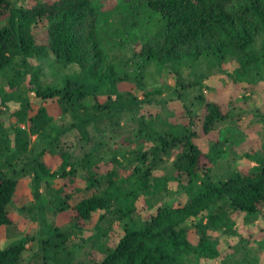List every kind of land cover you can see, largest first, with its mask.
<instances>
[{
	"label": "trees",
	"instance_id": "obj_1",
	"mask_svg": "<svg viewBox=\"0 0 264 264\" xmlns=\"http://www.w3.org/2000/svg\"><path fill=\"white\" fill-rule=\"evenodd\" d=\"M19 2L0 0V230L14 227L8 207L16 200L18 179L30 173L35 201L28 212L41 223L35 240L46 260L72 264L76 241L67 235L73 229L82 233L89 229V244L104 254L98 264L216 261L220 252L212 230L224 228L234 234L228 212L211 214L216 206L226 203L248 217L264 214V160L231 172L226 179L212 175L223 146L217 139L218 124L230 117L221 103L207 101L203 114L180 118L168 132L139 129L135 137L139 144L129 162L135 165L125 177L117 172L123 166L118 151L108 162L90 153L74 163L64 154L56 172L40 158L73 130L90 142V127L117 120L124 113H139L168 89H173L170 101H185L189 89L204 86L205 73H197L196 68H204L206 62L221 66L236 57L237 78L258 77L264 56L250 50L264 35V0H44L43 6L33 10ZM107 36L116 46H140L133 50L132 68L119 69L110 59ZM44 63L71 66L75 71L52 82ZM151 65L158 75L167 71L174 85L162 79V86L149 85L155 75ZM187 71L194 81L189 84ZM10 103L18 108L10 114L7 128L1 119L9 113ZM166 103L163 98L160 104ZM51 106L66 121L57 123ZM193 128L217 139L210 151L194 143ZM33 136L44 146L28 155ZM179 139L184 149L176 155L171 174L151 177L149 166H155L160 154H169ZM127 153L122 155L127 158ZM12 161L20 166L13 168ZM79 175L88 188H95L104 177L107 185L71 207L70 201L82 192ZM50 178L59 179L61 185L53 187ZM169 184L176 186V193L186 195L187 204L162 206L147 220H135L139 202L168 191ZM61 214L68 215L71 229L59 228L49 218ZM105 219L111 221L110 227L100 225ZM114 224H119L117 233L112 230ZM191 228L199 236L197 244L191 241ZM107 237L114 240L112 246L103 243ZM31 241L20 237L7 247L0 244V264H20ZM245 261L242 264H252Z\"/></svg>",
	"mask_w": 264,
	"mask_h": 264
},
{
	"label": "rangeland",
	"instance_id": "obj_2",
	"mask_svg": "<svg viewBox=\"0 0 264 264\" xmlns=\"http://www.w3.org/2000/svg\"><path fill=\"white\" fill-rule=\"evenodd\" d=\"M43 3L44 0H20L19 5L26 10H33L43 6ZM105 40L109 45L110 59L116 61L117 67L119 69L132 68L133 50H138L140 46L129 45L128 43L116 46L113 41L112 43L109 42L108 36ZM250 51L256 56H261L262 53L264 56V35L259 36ZM237 67L236 57L227 59L221 66L206 62L204 68L200 70L196 68L197 73H205L204 86L201 87L196 84V86L189 89L185 101H175L173 99L170 101V98L173 97V89H168L161 97H155L154 103L145 104L146 106L139 113H124L117 120H106L97 127H90L89 132L92 138L90 142L83 139L78 130H73L61 136L57 142L48 148L40 160L45 162L53 172H56L60 169V162L64 154L69 155L74 163L81 162L83 157L90 153H97L105 157L108 162L110 157L118 151V159L122 161L123 166L118 167L117 172L120 176L125 177L135 165V163L129 162H131L130 158L135 157L133 151L139 144L135 139L139 129L146 127L147 130H157L159 133L168 132L172 128L171 123L180 118L203 114L205 103L214 101L221 103L225 108L224 110L230 114V117L218 124L219 135L217 139L219 138L223 146L214 160L213 177L226 179L231 172L250 169L257 165V161L263 162L264 160V66L260 75L258 77L254 76L253 79L247 77L237 78L234 73ZM151 68L155 75L149 80V85L162 86L161 79L174 85L175 82L171 76H168L167 71L165 73H163L164 70L162 71V77V73L160 75L156 73L154 66L151 65ZM44 71L49 81L56 82L59 78L62 79L63 75L73 73L75 69L71 66L62 68L54 64L44 63ZM187 72L189 74L185 77L188 78V84L194 82L189 79L191 78L189 77L190 71ZM31 95L32 97L35 96L34 94ZM138 95L139 98H143L141 93ZM200 96L204 100L200 101ZM163 98L168 103L160 104ZM17 108V104H9V113L1 119L5 127H10V114L16 111ZM50 108L57 123L66 121L60 117L55 106ZM21 127L24 128L25 125L23 124ZM193 130L197 134L194 143L205 152L210 151L211 146L217 139L212 136L208 137L197 128H193ZM179 140L169 154H160L155 166H149L151 177H162L171 174L176 155L184 149L182 140ZM43 146L44 142L42 140L37 139L36 136L31 137V152H28V155L35 154ZM126 151L129 156L127 158L122 155ZM248 155L256 158H249ZM150 159L154 158L150 156ZM12 164L13 168L20 166L19 161H12ZM107 180V177H104L95 188H88L82 185L83 180L79 175L77 181L79 186L83 187L82 192L73 197L70 206L73 207L81 199L101 191L107 185ZM48 181L55 188L61 185V181L57 178H50ZM168 189V191L159 192L154 196L144 197L145 200L139 202L138 212L134 215L135 220H147L162 206L178 207L187 204L186 195L176 193V186L169 184ZM33 191L32 174L25 173L18 179L16 200L14 204L8 207L10 217L14 221V227L0 230V244L7 247L11 241L20 237L34 239V241L27 244L28 250L24 252L20 264H55L53 261L45 259V254L40 251L35 240L40 237L41 223L34 221L28 212V208L35 201ZM224 211L228 212L232 220L230 229L234 234L228 233L224 228L212 230L220 252L217 260L207 261L194 258L188 264H242L247 263L245 260L251 261L252 264H264V214L248 217L233 211L226 203L216 206L211 214ZM49 218L59 228L71 229L72 222L68 220L67 214L49 215ZM94 221H99V215L95 217ZM100 225L106 228L110 227L111 221L108 219L102 220ZM118 225H112V230L115 233L120 231ZM91 235L92 231L89 229H84L83 233L79 229H73L67 235L69 239L76 241V245L73 247L74 260L72 264H98L104 257L101 251L95 250L89 244L88 238ZM190 238L193 244H197L199 236L193 228L190 230ZM103 243H109L108 245L112 246L114 240L107 237L104 238Z\"/></svg>",
	"mask_w": 264,
	"mask_h": 264
}]
</instances>
